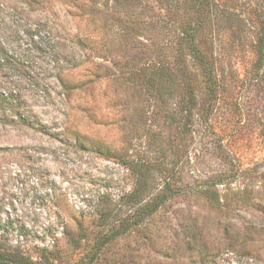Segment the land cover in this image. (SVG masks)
<instances>
[{
    "label": "rangeland",
    "instance_id": "obj_1",
    "mask_svg": "<svg viewBox=\"0 0 264 264\" xmlns=\"http://www.w3.org/2000/svg\"><path fill=\"white\" fill-rule=\"evenodd\" d=\"M204 1L200 48L228 88L241 79L234 130L229 101L184 118L183 88L162 96L150 81L186 62L207 108L202 65L180 45L196 18L185 0H0V250L39 264H264V85L243 75L241 31L259 0ZM166 183L175 194L146 214Z\"/></svg>",
    "mask_w": 264,
    "mask_h": 264
},
{
    "label": "trees",
    "instance_id": "obj_2",
    "mask_svg": "<svg viewBox=\"0 0 264 264\" xmlns=\"http://www.w3.org/2000/svg\"><path fill=\"white\" fill-rule=\"evenodd\" d=\"M40 0H34V2ZM93 0H90V2ZM164 3H167L168 6L173 7V5H178V0H161ZM187 6V13L192 16H195V24H192L190 21L187 22L184 26L185 36L181 38L180 45L187 46L191 52L192 56L196 58L200 65H202V72L205 77V86H206V94L208 105L206 110H201L198 106L201 104L199 101V97L197 95V88H195L188 77L190 76V72L188 71V67L186 62H183V68L179 69V77L178 79H183V82L179 83L172 71H168L171 66H165L160 69V73H154V77L150 80L153 87H156L159 95H173L177 93L179 89L184 91L183 95L180 98L179 103L181 104L180 114H184V118H187L189 115L195 114L196 116L199 114L210 115L216 105L218 100H226L230 102V105H233V109L237 115V121L233 127V130L237 127V123L243 118L244 111V103L241 102L243 96L240 94V89L236 90L237 87H240V78L232 72L230 73V88H228V81L226 80V76L221 73L219 76V69L215 67L214 62H209L211 58L205 54V52L200 48V41L198 38V33L201 26L204 24V21L201 17L204 15L208 16L206 12L208 10L205 7L204 0H185ZM251 13H253L255 20L250 21L248 31L244 24L241 27V31L246 33L245 39L249 38V46L252 57L249 60L248 68L243 75L247 80L250 81H258L260 84L264 85V3L260 0L257 2L255 7L250 8ZM202 15V16H201ZM257 17V19H256ZM259 17V18H258ZM256 22V24H254ZM238 41L241 42L242 37L239 35L237 37ZM5 47L1 48L0 51V66L9 64L11 56H8L5 52ZM179 58H183L181 54H179ZM187 59V58H186ZM181 61H183L181 59ZM238 89V88H237ZM198 108V109H197ZM189 114V115H188ZM135 167V166H133ZM139 167V166H136ZM134 168L137 170V177L134 184V187L129 194V197L134 199L136 202H141L143 200V196L146 195V181L142 179V172L139 168ZM175 192L171 188H169V184L166 183L163 188H161L158 192L152 193V196L145 201V204L142 208L149 209L146 214L154 213L162 204H164L168 199L173 197ZM143 197V198H142ZM0 264H39L34 260L29 259L23 255H17L15 253L9 252L7 250H0Z\"/></svg>",
    "mask_w": 264,
    "mask_h": 264
}]
</instances>
